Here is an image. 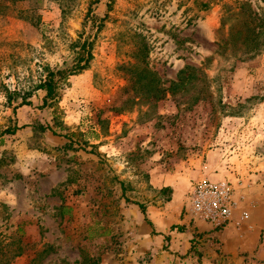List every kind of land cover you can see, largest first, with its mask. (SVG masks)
Masks as SVG:
<instances>
[{
  "label": "rangeland",
  "instance_id": "rangeland-1",
  "mask_svg": "<svg viewBox=\"0 0 264 264\" xmlns=\"http://www.w3.org/2000/svg\"><path fill=\"white\" fill-rule=\"evenodd\" d=\"M3 3L0 264H203L153 218L187 231L198 174L264 161V0ZM87 40L88 69L46 99Z\"/></svg>",
  "mask_w": 264,
  "mask_h": 264
},
{
  "label": "crops",
  "instance_id": "crops-1",
  "mask_svg": "<svg viewBox=\"0 0 264 264\" xmlns=\"http://www.w3.org/2000/svg\"><path fill=\"white\" fill-rule=\"evenodd\" d=\"M252 170H255L253 174L250 173ZM239 173L236 179L223 170L219 174L196 176L197 179L208 177L214 182L232 179L234 182H229L236 187L237 194L244 197L232 221L223 228L216 229L189 212V219L184 222L187 231L174 230L172 222L157 217V214L154 216L160 237L164 240L167 237L172 250L186 256L187 262L192 259L191 252L197 250L203 264H264V161L256 169L245 168ZM244 214L249 216L248 219H243Z\"/></svg>",
  "mask_w": 264,
  "mask_h": 264
},
{
  "label": "built area",
  "instance_id": "built-area-1",
  "mask_svg": "<svg viewBox=\"0 0 264 264\" xmlns=\"http://www.w3.org/2000/svg\"><path fill=\"white\" fill-rule=\"evenodd\" d=\"M236 187L229 181L212 182L203 179L195 182L188 193V209L194 218L216 229L230 223L236 210L244 202ZM244 214L243 219H248Z\"/></svg>",
  "mask_w": 264,
  "mask_h": 264
},
{
  "label": "trees",
  "instance_id": "trees-1",
  "mask_svg": "<svg viewBox=\"0 0 264 264\" xmlns=\"http://www.w3.org/2000/svg\"><path fill=\"white\" fill-rule=\"evenodd\" d=\"M12 1H14V0H12ZM1 2L2 3L6 2V0H1ZM2 5H4V7L3 8L0 7V10H3L5 8L7 9L6 3L0 4V6H2ZM232 30H234V28ZM241 32H242L241 28L239 30H237L236 33L234 32L237 42H238L237 36H239L241 34ZM236 41L230 38V43L229 42L226 43V45H227L226 47L232 48L233 44H236ZM246 44L248 45L247 41H246ZM89 45H90L89 41L87 40L78 49L79 51H77V59H76L75 64H73L71 66H67L65 69H58L55 71H50L48 73L44 82H42V84H40L37 88L38 90H43L46 92V94H47L46 99L52 100L53 98H55V96L58 94V91L60 90L61 86L63 84H65L72 76L78 75L81 72L88 69L89 62L93 58L92 53L88 50ZM142 51H143V53H146L147 49L142 48ZM144 63L147 66V63L145 61H144ZM147 71H149V70L147 69ZM195 78H196V75L192 74L190 81H192V79H195ZM139 81H141V80H139ZM144 87L147 88L148 93L151 94L150 97H152L155 100L162 99L163 91L160 89V87L158 85V79H156L155 77H153L152 79H149L147 83H144ZM29 105H31L30 101L27 102L26 100L23 99L21 106H29ZM15 132H16V129H8L3 133V135H5V134L14 135ZM141 208L143 209V211H145L143 206H141ZM31 264H32V262H31Z\"/></svg>",
  "mask_w": 264,
  "mask_h": 264
}]
</instances>
